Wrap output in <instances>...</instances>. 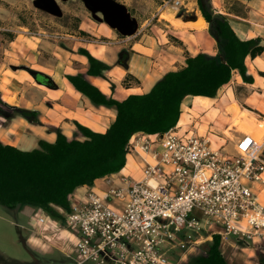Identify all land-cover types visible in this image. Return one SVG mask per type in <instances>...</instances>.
<instances>
[{
	"label": "built area",
	"instance_id": "obj_1",
	"mask_svg": "<svg viewBox=\"0 0 264 264\" xmlns=\"http://www.w3.org/2000/svg\"><path fill=\"white\" fill-rule=\"evenodd\" d=\"M161 8L185 5L163 0ZM207 112H187V121L162 135H133L127 163L132 159L135 169L111 176L105 197L91 189L72 194L70 211H60L65 227L45 214L38 225L54 224L70 235L76 264H172L174 253L173 263L181 264L215 235L223 244L230 238L264 244V206L256 193L264 186V143L203 130Z\"/></svg>",
	"mask_w": 264,
	"mask_h": 264
},
{
	"label": "trees",
	"instance_id": "obj_2",
	"mask_svg": "<svg viewBox=\"0 0 264 264\" xmlns=\"http://www.w3.org/2000/svg\"><path fill=\"white\" fill-rule=\"evenodd\" d=\"M197 2L209 25V35L216 42L217 53L187 55L184 68L167 73L147 94L131 95L121 102L103 94L88 82L86 76L105 79L111 68L87 50H79V54L88 60L87 74L66 76L67 81L94 107L115 108V120L103 134L75 122L77 133L72 139L61 129H55L54 143L41 140L38 148L31 151L0 142V207L10 212L32 208L65 227V218L60 211H70L69 197L79 188L92 187L95 181L124 170L128 143L133 135L167 133L180 121L181 108L187 98L216 99L235 73L244 84L254 85L247 61L264 55V40L241 39L230 22L215 12L212 0ZM127 58L122 51L118 65L126 68ZM27 71L39 85L56 89L50 77ZM259 75L264 79V73ZM0 105V113L10 119L20 118L30 125H41L37 111L8 106L1 97ZM221 245V238L215 235L212 242L199 247L198 255L185 264H229ZM260 260L264 264V257Z\"/></svg>",
	"mask_w": 264,
	"mask_h": 264
},
{
	"label": "crops",
	"instance_id": "obj_3",
	"mask_svg": "<svg viewBox=\"0 0 264 264\" xmlns=\"http://www.w3.org/2000/svg\"><path fill=\"white\" fill-rule=\"evenodd\" d=\"M114 1L125 7L131 20L136 21L138 27L135 34L131 36L121 35L117 30L112 29L104 21L102 14L94 15L91 13L82 0L63 1L61 4L62 17L57 19L58 27L59 24L62 26H60L59 29L60 39L66 41H76V44H73L70 47L68 46L67 51L64 49L60 50V48H58L62 52L61 55L58 56H60L63 60L58 62L57 67L54 69V73L49 72L47 69H43V71L40 72L50 76L52 79H54L53 75L61 76L63 74V78L56 77L54 82L57 88L55 90H46L45 88L46 91L43 92L45 97H38L37 104L34 109L42 116L41 125H30L23 119H10L4 114H0L1 143L17 147L23 151H31L38 148V143L41 140L54 143L56 140V134L54 133L55 129H61L66 137L72 139V136L77 133V129L74 125L75 122H78L88 128H90L91 125L94 126V124L91 123L92 121L89 122L91 117H93L91 114L92 111L102 112L104 115H109L107 117L112 119V122L115 120V108L107 109L105 107H94L88 99L77 93V91L66 79V76H76L79 74L86 76L87 74L89 63L86 57L79 54L80 49L87 50L95 59L105 63L111 68L110 71L106 73L105 79L86 76L88 82L92 86L99 89L103 94L108 97H113V99L120 102L124 101L131 95H144L149 93L153 86L167 73L176 72L186 66V57L184 58L185 62L181 64L182 67L177 68L179 60H174L176 56L169 54L176 53V51L183 53L185 51L184 49L174 46L173 49L168 48V56L162 58V53L159 55L161 51L160 41H157L156 38L148 35V31L146 34L143 33L146 25L149 26L150 22L160 21V18L156 19V15L154 14L150 19H144L145 9L143 3L145 0ZM150 4V7L153 8V2ZM160 9L161 8L159 7L158 11ZM33 11L32 0H0V21L2 19L3 21L11 20L8 24L9 26H17L16 28L26 29V26L30 25V21L37 22V17L40 19V22L48 20V18H45L40 14L37 16V14ZM28 19L30 20L29 22ZM184 22L187 23L190 21ZM155 27L156 26H153V28ZM0 30L8 32L9 34L15 33V30L12 28ZM152 30L153 29H150V31ZM9 34H0V39L6 42V38H9L11 35ZM138 37L140 38L136 41ZM33 39L36 40V38ZM10 43L12 44L13 41H10ZM214 45L216 46V42ZM215 46L213 48L214 52L209 54L215 55L217 53V48L215 49ZM122 51H124L128 57L126 68L118 65L119 54ZM201 51L197 54H193L189 48L186 47V52L188 53V56L191 57H195L199 53H208L204 50ZM262 57L263 56L258 57L255 60L249 59L247 61L249 74L253 76L255 82L257 80L256 71H254L255 74L250 71L249 63L258 64V60ZM177 59H179V57ZM6 72L7 71H4L5 74ZM260 73H264V70L261 69L259 74ZM21 79H28L34 82L29 75H23L21 76ZM92 80L98 81V84H93ZM235 82L237 85H239L240 82H243L238 73L233 75L230 84L225 86L219 92L218 96H220V93L226 91V89L232 84H235ZM254 85L244 84L245 87ZM113 87L114 89H112ZM123 95L124 97H122ZM52 97H55V100ZM10 99L12 98H5L6 102L13 104L9 101ZM50 100L56 102V105H53V108L57 107V110H54L55 108L52 110L47 108L46 104H48ZM202 100L208 101L216 99H206L201 97L187 98L182 105L183 110L186 104L189 102L192 103L186 105L188 106L186 107L187 110L184 114L186 118L181 115L180 121H187V112L192 113L193 117L202 116V113H199L201 107H203ZM192 106L194 107L193 109H188ZM54 111H60L63 114L62 117L59 118L57 126L53 125V121L50 120L52 117H55ZM81 120H85L91 125L87 126ZM99 121H101V119H99ZM204 121H208V118H204ZM206 124L208 125L209 122ZM65 128L69 129L70 132L67 133L64 131ZM108 128L109 127L102 131L93 130L92 128L90 129L94 132L103 134ZM127 169H135V162L132 161V159H130L127 163L126 168L119 173L124 174V172H127ZM117 174L111 176H115ZM111 176L95 181L92 187L85 186L79 188L75 193L78 197H82L89 189H91L99 195L105 197L109 190L107 181ZM256 193L259 202L264 206V186H256ZM6 212L15 219L21 217L28 223L27 226H21V228H18L21 234L20 243L24 248L25 253H27L28 259L16 261L5 258L6 250L11 248L15 250L17 242L13 235L11 237V235H8L9 233H3L0 230V264H57L50 261V257L54 254L65 257L70 261V264H76L75 248L73 246L74 243L71 241L69 237L70 235L61 227L54 224L50 225L49 228H44L38 225L36 218H39L44 213L38 212L34 209H23L19 212H10L6 210ZM22 231L26 232L27 237L24 238L22 236ZM208 241L212 242L211 240ZM221 250L229 264H261L260 258L264 257V244L260 239H256L252 243L245 245L234 238H230L224 244L222 243ZM191 254H194V251L188 253V255L184 257L183 261H186L187 259L186 263H188L189 260L193 259L194 256ZM174 257L179 259V253H174Z\"/></svg>",
	"mask_w": 264,
	"mask_h": 264
},
{
	"label": "rangeland",
	"instance_id": "obj_4",
	"mask_svg": "<svg viewBox=\"0 0 264 264\" xmlns=\"http://www.w3.org/2000/svg\"><path fill=\"white\" fill-rule=\"evenodd\" d=\"M32 1L34 10L33 12H35L37 16L40 14L41 16L48 18L47 21L43 20L40 22V19L37 17V22H32L30 21L31 18L29 17L30 20L28 19V22L30 21L31 23L29 26H26V29L16 28L17 26H9L8 24L11 22V20L3 21L2 19L0 21V29L12 28L15 30V33H10L11 35L8 32L0 30V34L10 35L9 38L5 37L7 39L6 42L0 39V97L8 106L36 111L34 107L37 104L38 97L42 96L44 98L45 95H43V92L49 89L46 88L45 90V87L39 85L27 70L43 74L40 72L43 71V69H47L49 70V72L54 73V69L55 67H57L58 62H60V60H63L60 56H58L62 53L60 50L64 49L67 51L68 46L70 47L71 45L76 44V41H66L60 39L61 37L59 29L61 25L59 24L58 27L57 19L62 17V0H53L55 6L61 14L60 16L51 14L45 9L36 7L35 4L37 0ZM48 2L50 3V1ZM152 2L153 8L150 7V3ZM183 2L185 8H182L179 11H175L172 9H162L161 6L163 5V0H145V2L143 3L145 9V20L150 19L153 14L156 15V19L160 18L159 22L153 21L149 23V26L146 25L143 32L146 34L148 31V35L153 36L157 41H160L161 51L159 55H161L162 53V58L168 56V48L173 49V46L180 47L181 49L185 50L183 53L180 51H176V53H169L176 56L174 60H179L177 68L182 67L181 64L185 62L184 58L186 57V55H188V53L186 52V47H188L193 54H197L201 50L205 51V49L201 46L195 47L192 50L189 44L184 43L181 40V34H185L188 40L192 39L194 41H198L200 37L197 30L188 28L186 30L182 29L180 31L175 27V23L184 24L186 23L184 21L194 22L197 19V15L200 13L197 0H183ZM212 6L216 13L223 15L230 22L231 26L241 39L246 40L261 38L262 40H264V0H212ZM159 7L161 9L158 11ZM199 15H201V13ZM153 26L156 27L153 28ZM150 29L153 30L150 31ZM205 35L211 38V36L209 35L208 24ZM33 38H36V40H34ZM139 38L140 37H138L136 41H138ZM176 40L178 43L176 42ZM10 41H13V43L11 44ZM213 42L215 44L214 40ZM58 48H60V50ZM213 52L214 51H212V53ZM209 53L211 52H208V54ZM178 57L179 59H177ZM249 67L251 72L254 73V71H256L257 80L254 86L245 87L243 82H240L239 85H237L235 82V84H232L229 88L226 89V91L220 93V96H218L216 100L205 101L206 104L201 107L199 113H203V109L208 110V121H206V123L209 122V125L206 124V129L203 130L212 128L214 132L219 135L222 134L225 138L230 140H234L235 138L240 137L242 134L250 135L255 139L252 132L243 131L238 126L234 125L232 112L234 106H237L241 111H250L252 113L250 114V116L253 117L254 120H256L257 124L264 123V80L260 78L259 75L260 70H264V55L260 60H258V64L249 63ZM254 67L256 70H253ZM4 71H7L6 74L4 73ZM23 75H29L34 80V82L28 79L22 80L21 76ZM56 77L63 78V74L61 76L53 75L54 79ZM54 79H52L53 82ZM13 93H17L18 95ZM5 98H12L10 100H14L13 104L6 102ZM52 98H54L55 100V97ZM191 103L192 102H189L186 105H189ZM53 105H56V102L51 100L48 104H46L49 110L55 108H53ZM186 105L184 107V111L187 110L186 107L188 106ZM57 109L58 108L56 107L54 110ZM91 114L93 115V117H91L89 122L92 121V123L94 124V128L90 125L88 126H90V128H92L93 130L95 128L105 130L107 127H109L110 124H112V119L107 117L109 115H104V113L97 111H92ZM62 115V112L54 111L55 117H52V119H50L53 121L52 124L57 126L59 123V118H61ZM41 117L42 116L40 114V119ZM98 118L101 119L100 123H98V121L96 120ZM184 118H186V116H184ZM64 131H66L67 133L70 132V130L66 128L64 129ZM257 141L259 143H264V139ZM133 178L139 180L141 176L140 174L136 173L134 174ZM36 219L38 220V218ZM27 225L28 223L26 222V220H23L21 217L15 219L14 217L10 216L4 208L0 207V230L3 233H9L8 235H11V237L13 235L17 242V247H15L16 251L12 248L6 250L5 258H8V260L21 261L28 259V255L27 253H25V250L20 243L21 234L20 230L18 229L21 228V226ZM216 229L217 227H211V231H214ZM22 236L24 238L27 237L25 231H22ZM198 248H196L194 254L191 255L197 256L199 253ZM75 256H77L76 253ZM170 259L171 263L174 264V257H171ZM50 261H53L57 264H70V261L68 259L57 254L52 255L50 257ZM186 262L187 259L186 261L184 260L181 264H185Z\"/></svg>",
	"mask_w": 264,
	"mask_h": 264
},
{
	"label": "bare ground",
	"instance_id": "obj_5",
	"mask_svg": "<svg viewBox=\"0 0 264 264\" xmlns=\"http://www.w3.org/2000/svg\"><path fill=\"white\" fill-rule=\"evenodd\" d=\"M199 14L197 15V19L194 22H189V23H184V24L183 23L182 24L175 23V27L177 28V30H180V31L182 29L186 30L188 28L197 30L199 37H200L198 39V41H194L192 39L188 40V38L185 36V34H181V40L184 43L189 44L192 50L195 47L201 46L205 49V51L212 52L213 48H214V42H213L214 39H211L205 35V31L207 29V22ZM92 82L95 85L98 84V81H96V80H92ZM122 97H124V95ZM120 99H124V98H120ZM9 101L12 103L14 102V100H9ZM205 101H207V100H202L203 106H204V104H206ZM232 112H233V123L235 126H238L243 131L252 132L254 134L255 139H257V140L264 139V123L257 124L256 120H254L253 117L250 116V114H252L250 111H248V110L241 111L239 109V107L234 106V108L232 109ZM96 120L98 121V123L100 122L99 118ZM81 121L87 126L91 125L88 122H86L85 120H81ZM92 127L94 128V126H92ZM94 130L102 131L100 128H95Z\"/></svg>",
	"mask_w": 264,
	"mask_h": 264
},
{
	"label": "water",
	"instance_id": "obj_6",
	"mask_svg": "<svg viewBox=\"0 0 264 264\" xmlns=\"http://www.w3.org/2000/svg\"><path fill=\"white\" fill-rule=\"evenodd\" d=\"M50 1V3L48 2ZM68 1V0H62ZM94 15L102 14L104 21L123 36H131L137 31L136 21H132L125 7L114 0H82ZM53 0H37L36 7L45 9L51 14L60 16V12Z\"/></svg>",
	"mask_w": 264,
	"mask_h": 264
},
{
	"label": "flooded vegetation",
	"instance_id": "obj_7",
	"mask_svg": "<svg viewBox=\"0 0 264 264\" xmlns=\"http://www.w3.org/2000/svg\"><path fill=\"white\" fill-rule=\"evenodd\" d=\"M0 114H2V113H0Z\"/></svg>",
	"mask_w": 264,
	"mask_h": 264
}]
</instances>
